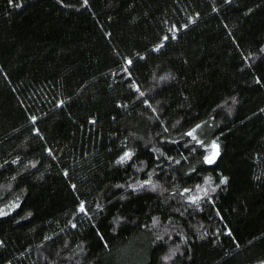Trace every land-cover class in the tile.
I'll use <instances>...</instances> for the list:
<instances>
[{
  "label": "trees",
  "instance_id": "1",
  "mask_svg": "<svg viewBox=\"0 0 264 264\" xmlns=\"http://www.w3.org/2000/svg\"><path fill=\"white\" fill-rule=\"evenodd\" d=\"M263 262L264 0H0V264Z\"/></svg>",
  "mask_w": 264,
  "mask_h": 264
},
{
  "label": "rangeland",
  "instance_id": "2",
  "mask_svg": "<svg viewBox=\"0 0 264 264\" xmlns=\"http://www.w3.org/2000/svg\"><path fill=\"white\" fill-rule=\"evenodd\" d=\"M149 189H152V187L148 186ZM67 241H61V242H54L51 244H44L41 245L35 252V257L42 259V258H46L47 256L50 257L52 256L54 253H60L62 252V249L67 246ZM261 264H264L261 263Z\"/></svg>",
  "mask_w": 264,
  "mask_h": 264
},
{
  "label": "snow or ice",
  "instance_id": "3",
  "mask_svg": "<svg viewBox=\"0 0 264 264\" xmlns=\"http://www.w3.org/2000/svg\"><path fill=\"white\" fill-rule=\"evenodd\" d=\"M189 135H191V133H189ZM123 159V158H122ZM212 161L210 160L209 161V163H211ZM222 182H226V178H225V180L224 181H222ZM81 210H83L82 208H81Z\"/></svg>",
  "mask_w": 264,
  "mask_h": 264
}]
</instances>
